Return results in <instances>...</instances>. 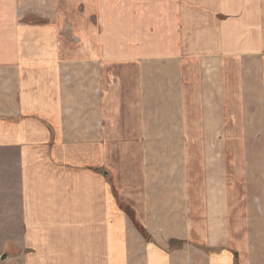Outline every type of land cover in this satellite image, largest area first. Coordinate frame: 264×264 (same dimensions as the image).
<instances>
[{
	"label": "crops",
	"instance_id": "0c3cea01",
	"mask_svg": "<svg viewBox=\"0 0 264 264\" xmlns=\"http://www.w3.org/2000/svg\"><path fill=\"white\" fill-rule=\"evenodd\" d=\"M0 180L29 264H264V0H0Z\"/></svg>",
	"mask_w": 264,
	"mask_h": 264
},
{
	"label": "rangeland",
	"instance_id": "374dc122",
	"mask_svg": "<svg viewBox=\"0 0 264 264\" xmlns=\"http://www.w3.org/2000/svg\"><path fill=\"white\" fill-rule=\"evenodd\" d=\"M8 174H5L6 180L11 179ZM2 181L4 180H0V182ZM8 197L5 191L0 188V264H29L30 251L23 245L24 239L18 235L17 198L14 194L13 201L16 203L11 204V198ZM133 224L135 228L139 226ZM140 235L142 236V234ZM2 256H5V259H2Z\"/></svg>",
	"mask_w": 264,
	"mask_h": 264
},
{
	"label": "trees",
	"instance_id": "16d2710c",
	"mask_svg": "<svg viewBox=\"0 0 264 264\" xmlns=\"http://www.w3.org/2000/svg\"><path fill=\"white\" fill-rule=\"evenodd\" d=\"M137 230L139 231L140 234H142V237L147 241L150 242L151 238L150 236L146 233V231L144 230V228L140 227V226H136Z\"/></svg>",
	"mask_w": 264,
	"mask_h": 264
},
{
	"label": "water",
	"instance_id": "95a60500",
	"mask_svg": "<svg viewBox=\"0 0 264 264\" xmlns=\"http://www.w3.org/2000/svg\"><path fill=\"white\" fill-rule=\"evenodd\" d=\"M2 259H5V256H2Z\"/></svg>",
	"mask_w": 264,
	"mask_h": 264
}]
</instances>
